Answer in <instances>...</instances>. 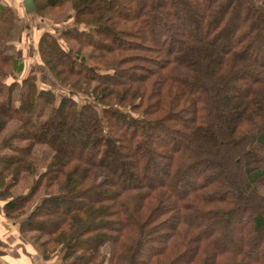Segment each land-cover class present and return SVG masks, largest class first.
<instances>
[{"label":"trees","instance_id":"trees-1","mask_svg":"<svg viewBox=\"0 0 264 264\" xmlns=\"http://www.w3.org/2000/svg\"><path fill=\"white\" fill-rule=\"evenodd\" d=\"M33 1L70 5L38 54L84 102L8 82L0 5V201L42 259L264 264V0Z\"/></svg>","mask_w":264,"mask_h":264},{"label":"rangeland","instance_id":"rangeland-1","mask_svg":"<svg viewBox=\"0 0 264 264\" xmlns=\"http://www.w3.org/2000/svg\"><path fill=\"white\" fill-rule=\"evenodd\" d=\"M40 5V11L41 13L33 12V14L26 15L24 13V4L19 3L18 5H7L12 10L11 14L13 15V18H15L17 23V30L14 34L13 41L7 45L9 49L10 55H15L16 58H18V61L22 62V65L24 66V69L22 73H20L19 77L14 73L13 76L9 77L8 82H12L13 79L19 82V84L22 82V80L30 75H34V73L39 74L40 82L42 85L46 86L45 88L51 87L57 96V102L62 100L64 97L66 98H72L75 102L81 104L83 95H78L75 97H71L69 90L66 88L60 87V85L54 80L53 76L50 74L45 73V66L42 63V60H39L42 65H40L39 61L36 60L35 54L39 50L38 42L40 38L47 34H53L58 39H61L62 33L65 30L74 29L75 23L73 21V18L71 21L68 19V14L70 15L71 9L69 8L70 5H68L65 8H62L61 10H51L49 8H46L45 3L42 1H38ZM89 4V2L87 3ZM93 3H90L88 7H93ZM134 9H137V6L134 7ZM181 14L185 15L184 12ZM117 48V44L114 42L110 44ZM26 50H25V49ZM151 57V55H149ZM152 58V57H151ZM45 68V69H44ZM11 70L8 69L7 72L9 73ZM66 83L68 85H72L73 87H76L78 80L73 78H66ZM93 86L96 85V83L92 84ZM81 87V86H80ZM225 95H235L237 92H232L229 90H225ZM229 114H233V112L230 111ZM137 116V115H134ZM59 128L55 127L53 131L56 135L59 134ZM180 141H183L184 138L182 136L179 137ZM71 143V142H70ZM76 148L78 147L75 145ZM68 152V151H67ZM70 155V153H67ZM259 155H261L264 158V152L259 151ZM262 194L264 193V189H261ZM70 205L66 202V204H63L59 207L60 210L64 211L66 207H69ZM239 223V222H238ZM237 223V224H238ZM51 226H49L50 228ZM39 243V242H38ZM227 245H232V241L229 240L227 242ZM263 256L262 261L264 260V252L262 253Z\"/></svg>","mask_w":264,"mask_h":264},{"label":"crops","instance_id":"crops-1","mask_svg":"<svg viewBox=\"0 0 264 264\" xmlns=\"http://www.w3.org/2000/svg\"><path fill=\"white\" fill-rule=\"evenodd\" d=\"M24 1L0 0V5L12 6L18 5L19 3L24 4ZM24 13L29 15L25 11V6ZM35 56L36 60L42 65L38 58V51ZM23 69L20 73H22ZM20 73H18L17 77H19ZM45 73L50 75L47 69H45ZM37 75L39 76V74ZM4 206L5 204L0 201V264H56V260L45 261L42 259L35 247L20 232V222L6 218Z\"/></svg>","mask_w":264,"mask_h":264},{"label":"water","instance_id":"water-1","mask_svg":"<svg viewBox=\"0 0 264 264\" xmlns=\"http://www.w3.org/2000/svg\"><path fill=\"white\" fill-rule=\"evenodd\" d=\"M23 3L27 14H33L36 11V5L33 0H25Z\"/></svg>","mask_w":264,"mask_h":264}]
</instances>
